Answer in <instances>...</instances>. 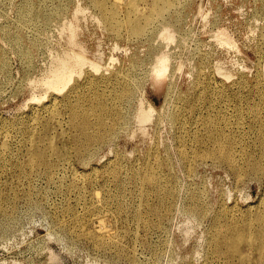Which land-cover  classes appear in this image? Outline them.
Listing matches in <instances>:
<instances>
[{"label":"rangeland","instance_id":"374dc122","mask_svg":"<svg viewBox=\"0 0 264 264\" xmlns=\"http://www.w3.org/2000/svg\"><path fill=\"white\" fill-rule=\"evenodd\" d=\"M23 1L0 0V50L9 62V70L0 69V131L4 121H15L31 112L38 102L31 98L35 92L44 95L39 81L53 56L70 50L69 23H75L74 11L84 8L78 43L87 54L100 58L107 70L134 61L133 75L137 79L133 96L126 104L130 113L128 125L96 148L90 165L111 166L118 158L117 152L130 164H138L144 158L156 164L157 155L168 153L176 196L168 203L169 212L162 225L145 227L135 220L133 212L120 213L115 203L92 196L90 191H95L94 187L97 190L103 182L99 173L91 179L93 184L85 193L87 199L79 202L67 184L75 181L82 188L89 183L85 176L74 178L73 171L90 165L79 162L72 146L64 151L61 147L69 158L60 157L55 181L40 172L22 173L8 165L0 166V202L7 210L0 207V264H264L255 242L242 245L248 255L245 263L229 260L216 252L212 243L213 237L226 232L221 225L227 221L247 227L248 237L252 238L258 226L256 217L264 215V144L258 140V129L264 125L257 123L264 120V84L258 75L264 62V0H188L178 12L177 35L170 44L160 37L158 26L138 41L122 38L106 25L90 0H63L60 7L56 0H42L54 11L60 10L59 14L51 16L38 8L33 12L40 14L43 23L21 22L18 13ZM33 1L38 6L41 0ZM219 30L230 42L216 36ZM260 48L262 51L258 52ZM160 51L171 54V65L165 81L156 84L151 68ZM211 73L216 78L226 77L227 82L245 75L247 81L234 84L232 92L218 84L216 90L227 95L231 92L226 104L218 105L216 101L219 108L209 112L200 103L192 114L189 110L199 102L196 96L214 98L211 88H198ZM108 91L105 96L112 102L113 93ZM141 100L144 106L155 109L144 129L136 121ZM177 105L184 106L180 118L193 124L195 130H202L205 118L225 114L230 127L236 124L237 114L242 116V125L234 128L238 142L233 149L241 175L233 173L227 162L208 154L200 145V153L206 156L193 168L185 166L178 153V133H184V129L176 128L171 115ZM62 108L58 105V110ZM258 110L260 113L252 114ZM60 114L66 115V109ZM53 126L55 130L57 126L61 128L58 123ZM18 136L22 138L21 134ZM57 144L61 145L60 139ZM188 147L192 150L191 144ZM12 149L17 153V142L12 141ZM252 158L259 160L260 165L251 166ZM158 169L165 171L163 166ZM136 188L140 190L142 185ZM99 196L103 198L101 193ZM132 200L134 207L141 204L140 196ZM150 203L158 201L151 198ZM194 203L202 215L195 214L191 205ZM67 205H71L70 210ZM148 217L153 224L158 223L156 215ZM78 218L81 223L73 226ZM104 218L105 230L99 231Z\"/></svg>","mask_w":264,"mask_h":264},{"label":"bare ground","instance_id":"6f19581e","mask_svg":"<svg viewBox=\"0 0 264 264\" xmlns=\"http://www.w3.org/2000/svg\"><path fill=\"white\" fill-rule=\"evenodd\" d=\"M261 1L259 0V2ZM56 2L60 7L64 1L56 0ZM89 3L100 11V16L104 17L106 25L122 38L127 37L131 41H138L148 34L153 26H158L160 27V37L170 44L175 41L177 35L178 12L186 6L188 0H90ZM38 8L45 9L52 14L51 16L58 15L60 11H54V7H49L42 0L38 6H35L33 0H24L19 8V20L43 23L40 14L33 12ZM84 12V8H77L72 15L75 18V23L74 21L69 23L70 50L55 54L39 81L44 88V95H38L36 92L33 94L31 98L38 102L27 116L20 117L15 121H4L1 124L3 127L0 131V166L8 165L11 168L19 169L22 173L40 172L55 181V169L63 155L61 147L64 151L72 146L79 162L90 165L96 148L109 138L118 135L120 130L128 125L130 113H128L126 104L133 96L134 84L137 83V79L133 75L136 63L131 61L120 67H112L114 69L107 70V67H103L100 58L87 54L83 45L77 41L81 33L80 26L85 15ZM6 32L9 35L8 29ZM216 36L221 41L230 42L222 30H219ZM161 51L159 54L157 53L158 55L156 54L155 64L151 68V76L156 84H162L165 81L171 65V54ZM261 51L262 48L258 52ZM3 52L0 50V69L9 70V62ZM202 59H205V56H202ZM259 71V80L264 84V74H262L264 62H262ZM81 76L82 79H78ZM209 76L208 80L204 77L198 88H211L214 100L205 94L196 96L199 102L189 110L192 114L195 113L200 103H203L209 112L216 110V107L219 108L220 102L226 104L227 97L235 89L234 84L247 81L245 75L231 82H227L226 77V79L216 78L212 73ZM218 84L226 86L231 92L227 95L223 91L216 90L215 86ZM109 89L113 93L112 102L109 96H105ZM257 91H260V87ZM60 93L62 94L60 95ZM44 97L49 99L44 101L42 100ZM142 100L136 111V121L144 129L146 123L151 121L155 109L151 105L144 106ZM216 101L218 102L217 106ZM60 104L63 105V108L58 110ZM226 108L228 107L226 106ZM65 109L66 115L60 114ZM183 110L184 106L177 105L171 115L175 120L176 128L184 129V133H178L181 143L178 153L180 158L185 160V166L193 168L195 162L206 156L200 153L198 147L200 145L207 149L208 154L222 162H227L233 173L241 175L239 159L233 155V149L238 142L234 128L242 125V116L237 114L236 124L230 127L225 114H220L216 118H205L202 120V130H195L193 124H188L180 118ZM257 113L260 111H255L252 114ZM219 122L225 125H218ZM57 123L61 128L57 126ZM257 123L264 125V120ZM54 124L57 126L56 130ZM20 134L22 138L18 136ZM57 139H60L61 145L57 144ZM258 140L264 144L263 127L258 129ZM12 141L18 144L17 153H13ZM190 144L192 150L188 147ZM63 156L65 159L69 158V154ZM116 156L118 158L113 161L111 166L107 163L97 166L91 161L93 164L86 169L81 170L73 167L75 169L73 171L74 178L81 179L85 176L90 181L82 188H79L75 181L68 183L67 187L79 197V202H83L87 199L85 193L88 192L89 185L93 184L91 179L95 177L96 173H99L103 182L97 190L94 187L96 192L90 191L94 198L106 200L108 204L115 203L120 213L127 210L128 213L133 212L135 220L143 223L145 227L161 226L169 212L168 203L176 196L175 184H172L170 155L168 153L157 155L156 164L147 158H144V161L140 160L138 164H130L126 162L127 159L122 153L117 152ZM249 164L251 166L260 165V162L252 158ZM159 166H163L165 171H160ZM111 184L114 185L113 188H111ZM138 185H142L140 190L136 188ZM99 193L103 198H100ZM139 196L141 204L138 207L132 206L130 201L133 198H139ZM151 198L156 199L158 203L151 204ZM191 205L197 216L202 215L196 203ZM0 207L3 208L1 202ZM70 207L71 205H67L66 208L70 210ZM96 207L99 205L97 204ZM96 207H92V209L97 210ZM149 215H156L158 223L153 224ZM256 219L258 226L254 229L252 238L248 237L247 227H240L230 221L223 223L221 228L226 232L221 237L212 238L214 250L227 256L229 260L238 259L241 263H245L248 261V255L242 249V245L244 243L251 245L255 242L259 259L261 262L264 261V215L259 214ZM103 220L106 221L105 218L100 220L99 231L105 230ZM80 223L81 219L78 218L72 225L76 226ZM68 229L71 231L70 226Z\"/></svg>","mask_w":264,"mask_h":264}]
</instances>
